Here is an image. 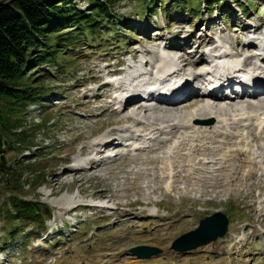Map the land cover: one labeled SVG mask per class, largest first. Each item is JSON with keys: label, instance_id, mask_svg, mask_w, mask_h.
Instances as JSON below:
<instances>
[{"label": "rangeland", "instance_id": "rangeland-1", "mask_svg": "<svg viewBox=\"0 0 264 264\" xmlns=\"http://www.w3.org/2000/svg\"><path fill=\"white\" fill-rule=\"evenodd\" d=\"M148 1L153 4L149 10L143 8L147 0H113L112 20L103 17L97 25L94 37L88 35L85 40H79L77 45L59 53L58 60L63 65L51 67L43 64L22 79L23 84L37 85L38 89L34 92L40 93L36 98L30 97L33 101L28 104L13 103V117L10 122L16 125V131H6L3 141L5 146L0 147L3 150L0 161L6 166V172L0 174V264H147L151 261H157L158 264H212L223 258L217 254L225 239L244 240L247 235L249 237L262 232L264 219L262 224L261 221L258 222L256 214L248 207L263 193L258 188L260 183L258 184L257 175L241 184L242 194L237 198L225 200L222 197L219 200L223 202L214 203L208 201L211 198L208 194H201L204 196L201 197L196 192L179 199L176 191L169 197L160 192V187L165 186L153 180L151 174L156 172L153 165L142 164L144 158L158 155L154 152H143V156L147 157L141 160L125 157L119 160L110 159V162L114 161L116 164L111 168L103 166L77 173L67 171L69 165L78 166L85 160L83 155H89L88 146L111 135L123 125L124 114L114 115L112 105L104 112V107L110 104L106 96H98L108 92L111 94L109 90L112 86L106 84L108 88L103 84L116 61H128L132 54L141 50H157L152 41L156 39L154 36H161L168 41L174 39L184 45L183 49L177 51L178 55L185 56L197 50L193 60L201 67L190 68L191 70L208 67L200 55L203 53L207 60L213 57V48L208 47L211 44L207 45V41L214 42V37L221 39L223 45H230V50L239 59L246 60V65L251 62L250 65L253 66L260 62L256 53L262 51L261 46L264 45V40L261 42L264 37V0H221L224 9L220 11L214 4L211 7L213 14L210 16L207 13L208 5L193 10L187 5L181 7L172 21L163 13V7L169 0ZM75 2L80 9L90 8L89 0ZM191 2L193 5L197 4V0ZM221 12L225 13L223 17ZM124 20H127V24ZM257 24L262 27L259 32H242L244 26ZM199 35L202 39L198 38ZM250 39L255 41L257 49L242 48L241 43ZM151 55L148 54V57ZM243 103L242 112L250 113L246 108L247 102L243 100ZM249 103L264 106V103L257 100ZM149 105L157 110L145 114L151 117V121L154 116H158L159 119L154 121L159 126H164V121L175 122L173 113V116L169 112L162 113L158 106L152 103ZM150 125L154 126L153 123ZM128 126L135 131L141 129ZM15 132H19L20 137L13 135ZM237 134H242L250 142L248 148L252 151H256L257 146L264 143V140L251 142V131H238ZM164 139L165 135L157 137L153 145L165 144L161 143ZM17 140L20 141L19 145L16 144ZM123 146L119 151L112 150L106 154L114 156L117 152L121 155L129 153L128 157H133L136 152L128 151L127 145ZM241 148L245 147L231 143L224 147V151ZM219 156L217 154L212 157ZM212 157L200 156L205 162ZM88 159L90 158L86 160ZM139 168L150 174L138 182V186L142 187L138 195H127L124 172ZM242 169L238 170V178ZM20 173L22 177L18 179ZM62 173L65 175L61 176ZM144 186L148 189L158 188L151 201L159 206V210L153 204L145 207L144 195L148 189ZM180 186L183 185L179 183L175 188ZM13 195L37 200L42 216L45 209H48L50 214L44 216L43 224L39 225L33 219L24 220L20 213L11 209ZM91 198L110 200V207L119 204L121 209L119 213L113 214L114 217L108 215L114 209H83L82 204L88 203ZM74 206L79 208L74 213H66V209ZM128 207L137 211L132 216L135 219L121 216ZM255 207L258 208V204ZM214 211L227 216V231L223 236L187 252L180 253L171 248V243L177 237L195 229L201 218ZM159 219L167 220L162 225L157 223ZM168 222V226L174 227L173 229L167 230ZM233 229L237 230V234L232 233ZM159 232L161 233L158 234ZM248 239L253 246L243 247L242 251L246 253L240 251L241 254L230 258L232 261L226 260V264H264V252H258L264 248V238ZM140 245L157 247L161 251L148 259L138 258L130 249ZM253 249L257 254L249 255ZM210 255L214 256L213 262ZM140 259L147 262H140Z\"/></svg>", "mask_w": 264, "mask_h": 264}, {"label": "bare ground", "instance_id": "bare-ground-1", "mask_svg": "<svg viewBox=\"0 0 264 264\" xmlns=\"http://www.w3.org/2000/svg\"><path fill=\"white\" fill-rule=\"evenodd\" d=\"M211 22L215 23V21ZM258 24L256 26H251L254 29L249 26H244L242 32L250 30H253L254 33L259 32L262 27ZM201 37V35L198 36L199 39ZM159 39L165 40V49L174 50L178 47H184V45L177 43L176 41H174V39H170L168 41L166 39H163V37L161 36L157 37L156 39H152V41L154 42ZM262 40H264V37L261 39V42ZM202 42L206 43V41ZM215 43V41H207V45L211 44V46H214ZM241 44L243 46L242 48L251 50L257 49V44H255V41L251 39ZM217 46L218 45H215L213 48ZM221 47L222 46H219L220 49H217L218 53H220L219 51H221ZM262 49L264 50V45ZM143 53H150L152 54V57L156 56L155 51L141 50L132 54L131 57L133 59L136 58L137 62H140L138 56ZM196 53L197 50L193 51L192 54H188L185 56L181 55V63L183 64L182 67H177L171 73L176 77L184 78V80L173 85V90L169 92L170 94L177 92L175 94L177 96L173 95V98H169L170 94H161L162 91L167 90L162 83L158 88H155L153 86H151V88H147L148 91L146 94L137 91L139 89V85L137 84H135L136 87L133 86L128 89L124 94L123 99L117 102L120 103L118 105L120 109L116 110L112 106V110L115 111L114 115L120 116L124 114V116L122 117L123 125L120 128H117L116 131L111 135L96 140L92 145L88 146L87 152L89 153V155H83L85 160L79 163L78 166L69 165V169L67 171L68 173H77L84 170L91 171L94 169H99L103 166L111 168L116 164L114 161L110 162V159L118 158L119 160L121 158L124 159L125 157L129 159L138 158L139 160H141L142 158L147 157V155L143 156V152H154L158 155L148 156L150 158H144L142 164H150L151 166L153 165V170L156 171H153V173L155 172L154 175L151 174L153 176V180L155 182L157 181L159 183H162L165 186V188H163L162 186L160 187V192H163L166 197H169V195L176 191L179 195V199L196 192L204 196L208 194L211 197L208 201L214 203L223 202L222 200H219L222 197L226 198L225 200L237 198L242 194V189H240L241 184L246 183L255 175H257L259 181L258 184L260 183L259 185H257L263 193L260 194V196L256 197L254 203L249 205L248 207L249 209H251L250 211H253L254 214H256L258 222L261 221L260 223L262 224L264 219V143L262 142L260 145H258L256 151H252L248 148L250 142L246 141L242 134H237V132L251 131V142L264 140V106H256L252 103H249L253 100L264 103V77L260 76L261 73L264 72V68L260 67L259 70L258 68L252 69L250 73H246L245 71L244 75L248 76L247 78L250 80L252 86L249 87L247 84L241 82L242 80L247 79L246 77L243 79L239 78V72H241V67L243 66L244 68V66L246 65V60L242 59L240 61L239 57H237V55L234 54L231 50H222L220 55L215 57L217 60H224L228 59V57L235 56V61H238V63L236 64V66H234V64H228L226 68L217 69L210 73L213 76L212 82L214 83V80L217 79L216 81H220L221 84L217 87V91L205 92L200 90V88H196L197 84L194 80L196 78L203 77L206 71H203L202 73L194 76L189 75V73L191 72L190 68L200 66L197 61L193 60V57L196 55ZM230 53H232L233 56L229 55ZM201 56L203 59V63L206 64V60L203 57L204 54L202 53L200 57ZM261 60L264 62V55H261ZM155 61L159 70L164 67L163 60L160 61L159 59H155ZM250 64L251 62L246 66L250 67ZM224 77L226 78L224 79ZM144 80L145 81L142 84V87L150 86L152 78L148 76L145 77ZM106 84L111 86V84H109L107 80L106 82H104L103 86L109 88V86H107ZM119 85L120 83L118 81L114 88H110L111 90L109 91H111V94L108 92L103 96H98L100 98L106 96L110 104L104 107V112L108 111L111 108L112 104H116L113 101H116L117 98H119V95L115 96L117 91L115 90V88H117ZM119 88H121V86H119L117 89ZM180 93H182L181 96L178 95ZM150 97L151 100L148 99ZM243 100L244 102H247L246 108L250 111V113L242 112L244 108ZM160 102L165 103L164 105H166V107H159L158 105H163ZM129 103L132 105L127 106L126 104ZM151 103L158 106V110H160V112L162 113H173L174 116L173 114L172 116L176 118L175 122H172V120L164 121V126H159V124L155 123L154 121L155 119H159L158 116L157 118H155L154 116L153 121H151V117L145 116L147 112L151 113L153 110H156V108H152L149 105ZM237 112L239 113L236 114ZM141 114L143 115L141 116ZM150 123H153L154 126H151ZM128 125H133L134 127H139L141 129L135 131ZM149 128L150 130H148ZM163 135H165V139L164 141H161V143L165 144H157V146H155V144L153 145V142L157 139V137L159 138V136ZM125 136L128 137L127 139H131V143H129L127 139L125 140L129 144H123L122 141H120V139H124ZM136 142H143L146 144L138 145ZM121 143L123 145L129 146L128 151L136 152L134 155H132L133 157H131L130 155L128 157L129 153L121 155V153L117 152L114 156L106 154V152L109 150L119 151L120 148L124 147ZM132 143H134V145H132ZM149 143H151L152 146ZM166 143L168 145H166ZM231 143L242 145L245 148L224 151V147ZM130 144L132 145V149L130 148ZM209 144L212 145V148ZM217 154H220L219 158L212 157L213 155ZM207 155L209 157H212L209 158L210 160L208 162H205L200 158V156L207 157ZM87 158L90 159L86 160ZM206 160L208 159L206 158ZM206 165H211V167H209L210 169ZM240 168L243 169L240 172L238 178V170ZM148 171H150V169ZM124 174V184H127L126 194L138 195L142 189V187L138 186V182L141 181V179H145L144 176H148V174L150 173L139 168L138 170L126 171L124 172ZM63 175L65 174L62 173L61 176ZM179 183L183 186H180V188H175V186ZM144 188H146V190L148 189L147 186H144ZM157 190L158 188L148 189V192L145 193V195L143 194L145 196V207H149L151 204H153L155 208L159 209V206L155 205V202L152 203L151 201V198H154ZM202 195L201 197H204ZM109 201L110 200H108L107 202L109 203ZM257 204L259 206L258 208L255 207V205ZM82 205L84 207L83 209H88V206L84 204ZM79 206H74L71 207V209H66V213H72L73 211L75 212V210H77ZM63 209L64 208H62V210ZM92 209H114V212L108 214L110 216H113V214H116L117 212L119 213L121 208L118 204V206L115 205L113 207H110L108 205L107 208L94 206L92 207ZM124 212L121 215L123 218L124 216H127L125 218L130 217L132 219H135V217L133 218L132 216L137 211L133 208L126 209ZM159 220L157 223H162L163 225V222H165V220L167 219H162L160 221ZM157 223L155 225L156 227ZM168 224L169 222L166 226H168ZM173 228L174 227L168 226L167 230ZM262 228L263 229L261 233L253 234L251 236L249 235V237L247 235L244 240L243 238L225 239L221 243L222 245L219 248V254H217L218 256L222 255L223 258L215 263L213 262L214 256L210 255L209 258L212 259V264H226V260L240 253V251L243 250V247H247L249 245L253 246L252 243H249L248 238H264V227ZM160 233L161 232H159L158 234ZM232 233L237 234V230L233 229ZM263 249H260L258 252H264ZM254 250L255 249H253V251L249 255L257 254ZM242 253H246V251H242ZM240 254L238 256H240ZM142 261L146 260L142 259L140 262ZM242 261L245 263L244 260ZM156 262L157 261H151L147 264H155Z\"/></svg>", "mask_w": 264, "mask_h": 264}, {"label": "trees", "instance_id": "trees-1", "mask_svg": "<svg viewBox=\"0 0 264 264\" xmlns=\"http://www.w3.org/2000/svg\"><path fill=\"white\" fill-rule=\"evenodd\" d=\"M75 1L0 0V147L5 146L3 141L6 131H16V125L10 122L13 103L28 104L33 101L30 97L36 98L40 93L34 92L38 89L37 85L23 84L22 79L43 64L59 66V53L77 45L79 40H85L88 35L94 37L103 17L112 20L113 0H89L90 8L86 10L80 9ZM191 1L169 0L163 7V13L172 21L181 7L187 5L191 10L203 5L211 9L214 4L220 11L225 7L221 0H197L200 6L191 4ZM152 5L147 0L143 8L149 10ZM160 5L163 6L162 3ZM123 22L127 24V20ZM17 133L13 135L20 137V133ZM16 144L19 145L20 141L17 140ZM5 168L0 161V174L6 172ZM21 177L22 173L18 179ZM37 202L13 195L10 204L11 209L20 213L22 219H33L42 225L44 216H48L50 211L45 209L42 216Z\"/></svg>", "mask_w": 264, "mask_h": 264}, {"label": "water", "instance_id": "water-1", "mask_svg": "<svg viewBox=\"0 0 264 264\" xmlns=\"http://www.w3.org/2000/svg\"><path fill=\"white\" fill-rule=\"evenodd\" d=\"M3 158V156H1ZM227 217L217 211L209 216L201 218L198 226L177 237L171 245V248L178 252H187L195 249L205 243L211 242L225 234L227 230ZM160 249L148 245L135 246L130 249L133 255L140 258H149L152 255L160 253Z\"/></svg>", "mask_w": 264, "mask_h": 264}]
</instances>
